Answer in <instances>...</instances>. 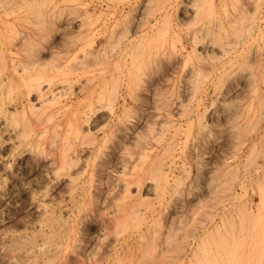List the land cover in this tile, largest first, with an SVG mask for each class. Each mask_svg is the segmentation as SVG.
Instances as JSON below:
<instances>
[{
  "label": "rangeland",
  "instance_id": "1",
  "mask_svg": "<svg viewBox=\"0 0 264 264\" xmlns=\"http://www.w3.org/2000/svg\"><path fill=\"white\" fill-rule=\"evenodd\" d=\"M0 53V264H264V0H0Z\"/></svg>",
  "mask_w": 264,
  "mask_h": 264
},
{
  "label": "bare ground",
  "instance_id": "2",
  "mask_svg": "<svg viewBox=\"0 0 264 264\" xmlns=\"http://www.w3.org/2000/svg\"><path fill=\"white\" fill-rule=\"evenodd\" d=\"M58 1V0H57ZM74 2V1H73ZM72 2V3H73ZM60 4H61V2H59ZM60 4H58V2H57V4H55L54 6H52L50 9H49V15H51L52 17L53 16H55L56 17V15L58 14V13H62L65 9L64 8H62L61 6H60ZM65 4V3H64ZM69 4V3H68ZM3 5H5V3L3 4ZM9 5V4H8ZM79 7V6H78ZM5 8V7H4ZM49 8V7H48ZM46 10V9H45ZM48 10V9H47ZM76 10V9H75ZM20 11H21V9H20ZM12 12V11H11ZM18 12V11H17ZM64 13V12H63ZM62 13V14H63ZM86 13V12H85ZM14 14V13H13ZM44 15L43 16H47L48 14L46 13L45 14V11H44V13H43ZM89 14V13H88ZM36 15V14H35ZM90 15V14H89ZM88 15V16H89ZM196 15H197V13H196ZM60 16V15H59ZM68 16V15H67ZM70 16V15H69ZM87 16V17H88ZM58 17V16H57ZM62 17V16H61ZM71 17V16H70ZM76 17V16H75ZM84 17V16H83ZM9 18V17H8ZM49 18V17H48ZM65 18V17H64ZM51 19V18H50ZM66 19H68V17L66 18ZM53 20V19H52ZM69 20V19H68ZM70 20H72L71 21V23H70V27L72 28V29H82V28H84V22H81V21H76V19H70ZM56 22V21H55ZM66 22V21H65ZM50 23V22H49ZM69 22H67V24H68ZM87 24V23H86ZM59 25V24H58ZM90 25V24H89ZM54 27V26H53ZM50 28V27H49ZM48 29V28H47ZM62 30V29H61ZM92 30V29H91ZM55 33V32H54ZM85 33H86V31H85ZM20 34V33H19ZM82 34V33H81ZM33 37H34V35H33ZM30 39V38H29ZM193 40H195L196 41V37H195V34H193V38H192ZM15 42V41H14ZM21 43V42H20ZM25 43V42H24ZM72 44H74V43H72ZM40 45V44H39ZM76 45V44H75ZM19 46V45H18ZM41 46V45H40ZM67 46V45H66ZM27 49V48H26ZM54 49V48H53ZM44 50V51H43ZM42 51L43 52H46V53H51L52 51V49L51 48H49V46L48 47H46V48H44ZM31 53V52H30ZM69 53V52H68ZM1 54V53H0ZM38 55H39V53H38ZM2 56V55H1ZM20 56V55H19ZM66 56V55H65ZM2 59V58H1ZM49 59V58H48ZM51 59V58H50ZM49 59V60H50ZM3 60V59H2ZM60 60V59H59ZM75 61V60H74ZM63 63V62H62ZM5 65V64H4ZM35 65H37V66H39V67H37L36 66V68H46V66H45V64H42V63H35ZM61 66H62V64H61ZM61 66H53L51 69H48L47 71H49L48 73H50V72H53L54 74H55V76H52V73L51 74H47V72H45V76H43L42 78H43V82L42 83H40V88H38V89H40V90H38V100L40 99H42V98H44V97H47V101H48V99L50 98L51 100H56L57 98H61V93L62 92H64L63 91V88L65 87L64 86V82H59V83H55L54 82V80L56 81V80H58V79H55V77H61V81H62V77H63V75L62 74H66L67 72H73L74 70L73 69H71V68H69V66L68 67H61ZM51 67V66H50ZM49 67V68H50ZM35 68V69H36ZM77 68H79V67H77ZM26 69V68H25ZM35 69H34V71H35ZM40 70H42V69H40ZM37 71V70H36ZM35 71V72H36ZM38 71H39V69H38ZM40 72V71H39ZM44 73V72H43ZM74 73V72H73ZM16 75V74H15ZM24 75V74H23ZM52 76V77H51ZM33 77V76H32ZM65 77V76H64ZM21 78V77H20ZM39 78V77H38ZM25 79V78H24ZM32 79V78H31ZM30 80V79H29ZM59 80V81H60ZM64 80H66V79H64ZM89 81V80H88ZM88 81H86V82H88ZM84 82V81H83ZM3 83V82H2ZM58 84V85H57ZM64 86V87H63ZM92 87V86H91ZM33 88V87H32ZM81 88V87H80ZM31 89V88H30ZM83 91V90H82ZM1 92V91H0ZM30 93V92H29ZM33 93V92H32ZM35 93V92H34ZM36 94V93H35ZM64 95V94H63ZM66 95V94H65ZM5 96V95H4ZM67 97V96H66ZM8 98V97H7ZM62 98H63V96H62ZM37 99V98H36ZM45 100H46V98H44ZM58 100V99H57ZM65 100V99H64ZM6 101V100H5ZM29 101V100H28ZM31 101V100H30ZM44 101V100H43ZM91 101V100H90ZM38 103H39V101H38ZM91 103V102H90ZM10 105V104H9ZM44 105V104H43ZM93 105V104H92ZM66 106V105H65ZM99 106V105H98ZM11 107V106H10ZM15 107V106H14ZM91 107V106H90ZM41 108V107H40ZM67 108V107H66ZM92 108V107H91ZM102 108H108V105H106V106H100V110H102ZM7 109V108H6ZM88 109V108H87ZM7 112V111H6ZM58 112V111H57ZM60 112V111H59ZM88 112V111H87ZM6 114V113H5ZM53 114V113H52ZM68 114H70V113H68ZM73 114V113H72ZM71 114V115H72ZM11 115V114H10ZM56 115H59V113H56ZM7 116V115H6ZM73 116V115H72ZM72 116H71V118H72ZM75 116V115H74ZM55 117V116H54ZM70 117V116H69ZM77 117V116H76ZM49 118V117H48ZM78 118V117H77ZM84 118V117H83ZM3 119V118H2ZM69 119V118H68ZM73 119H75V117L73 118ZM49 120H50V118H49ZM77 120V119H76ZM79 121V120H78ZM83 121V120H82ZM85 121L86 120H84V123H85ZM6 122V121H5ZM5 122H3L2 121V129H3V131L4 132H6L5 134H7V138L10 140L11 138H10V129H9V124L7 125ZM67 122H68V120H67ZM71 122V121H70ZM74 122V125H75V121H73ZM72 122V123H73ZM53 123V122H52ZM69 123V122H68ZM77 123V122H76ZM86 123H87V121H86ZM78 124V123H77ZM41 125V124H40ZM48 125V124H47ZM50 125V124H49ZM73 125V124H72ZM72 125H71V127L70 128H72ZM77 126V125H76ZM81 126V125H80ZM34 128H35V126H34ZM60 128V127H59ZM70 128H69V130H70ZM77 128H80V127H77ZM66 129V128H65ZM73 129V128H72ZM81 129V128H80ZM12 131H13V129H12ZM68 131V130H67ZM74 133H75V130H72ZM77 131V130H76ZM79 131H82V130H79ZM78 131V132H79ZM85 131V130H84ZM89 131V130H88ZM15 132V131H14ZM13 132V133H14ZM69 132V131H68ZM13 133H11V134H13ZM73 134V133H72ZM86 134H87V130H86ZM58 135V134H57ZM56 135V136H57ZM75 136H76V134H74ZM77 135H79V134H77ZM13 136V135H12ZM85 136V135H84ZM77 137V136H76ZM71 138H74V137H71ZM78 138V137H77ZM7 139V140H8ZM64 139V138H63ZM76 139V138H75ZM9 140H8V142H9ZM12 140V139H11ZM10 140V141H11ZM5 142V141H4ZM13 142V141H12ZM66 144V143H65ZM69 145V144H68ZM61 146H64V145H61ZM74 146V145H73ZM67 147H70V146H67ZM9 148V147H8ZM64 148H65V146H64ZM63 148V149H64ZM71 150V149H70ZM69 150V151H70ZM72 151V150H71ZM68 153V152H67ZM60 154V153H59ZM62 155V154H61ZM52 156V155H51ZM68 156V155H67ZM73 156V155H72ZM61 157V156H60ZM69 157H70V155H69ZM49 158V157H48ZM59 158V157H58ZM62 158V165L63 166H71L72 165V163L70 162V160L72 159L71 157V159L69 160V158L68 157H66V156H63V157H61ZM72 160H74L75 161V159H72ZM42 161H44V160H42ZM49 165V164H48ZM61 165V164H60ZM74 165V164H73ZM75 167V166H74ZM72 169V168H71ZM67 170V169H66ZM59 171H60V169H59ZM59 171H57V172H59ZM46 172V171H45ZM61 172H63V170L61 171ZM60 172V173H61ZM66 172V171H65ZM68 172V171H67ZM70 172V171H69ZM50 173V172H49ZM59 173V174H60ZM75 173V172H74ZM55 174V173H54ZM53 174V175H54ZM57 174L58 173H56V178H57ZM58 174V175H59ZM58 177H60V176H58ZM48 178H50V177H48ZM53 178V177H52ZM51 178V180H55V179H52ZM49 180V179H48ZM48 180H47V182H48ZM57 180H60V179H58L57 178ZM57 180H55V181H57ZM43 181H45L44 179H43ZM73 181H74V179H72L71 180V182H72V184H73ZM58 182V181H57ZM45 183V182H44ZM49 183H50V181H49ZM48 183V184H49ZM46 184V183H45ZM57 184V183H56ZM55 184V185H56ZM77 184V183H76ZM58 186V185H57ZM154 189V188H153ZM32 199H33V197H32ZM37 210L38 211H41V212H45V208H44V206L43 205H41V204H39V206H37ZM43 214V213H42Z\"/></svg>",
  "mask_w": 264,
  "mask_h": 264
}]
</instances>
